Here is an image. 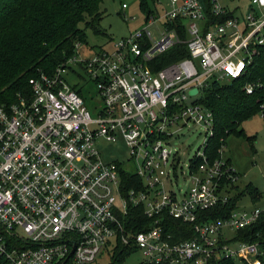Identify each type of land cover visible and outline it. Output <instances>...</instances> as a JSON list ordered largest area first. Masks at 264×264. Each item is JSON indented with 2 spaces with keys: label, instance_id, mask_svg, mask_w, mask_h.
<instances>
[{
  "label": "built area",
  "instance_id": "2783aa9c",
  "mask_svg": "<svg viewBox=\"0 0 264 264\" xmlns=\"http://www.w3.org/2000/svg\"><path fill=\"white\" fill-rule=\"evenodd\" d=\"M152 1L159 8H149L145 23L110 50L74 55L56 72L30 77L29 93L0 106V264H102L97 258L111 261L118 243L133 244L139 264H263L257 243L232 239L264 212L263 193L250 209L204 219L232 197L228 187L237 176L221 149L212 160L204 153L213 113L201 99L212 80L249 71L264 46V0H249L244 12L239 0ZM158 21L155 40L149 27ZM180 43L188 56L158 66L159 56ZM75 60L76 74L82 70L97 88L89 103L67 80ZM259 110L264 118V102ZM188 122L206 137L189 159L185 187L174 188L171 142L176 126ZM118 139L128 159L104 161L101 141ZM130 173L138 178L133 186ZM136 207L151 219L141 231L131 226ZM165 216L188 225L193 237L174 240Z\"/></svg>",
  "mask_w": 264,
  "mask_h": 264
},
{
  "label": "trees",
  "instance_id": "16d2710c",
  "mask_svg": "<svg viewBox=\"0 0 264 264\" xmlns=\"http://www.w3.org/2000/svg\"><path fill=\"white\" fill-rule=\"evenodd\" d=\"M101 1L0 0V106H9L18 94L29 93L30 77L41 72L52 74L58 66L73 58L76 55L75 43L86 41L85 30L91 28L94 33H101L98 27ZM140 1L141 8L145 9L146 1ZM180 36L185 38L183 32ZM186 56L188 50L180 43L160 55L157 65H169ZM248 83L258 84L251 94L244 90V85ZM72 86L81 93L82 85L74 83ZM202 95L201 103L213 113V132L207 137L204 147V153L212 160L219 157L225 138L230 134L244 135L239 125L260 111L259 106L264 102V46L253 58L245 76L228 82L212 80ZM245 138L253 150L254 137ZM127 178L131 181L129 186L138 181L132 173ZM233 191L232 197L221 209L206 210L204 219L229 216L244 193L251 196L253 204L262 196V192L251 183H247L242 190L235 187ZM131 215L134 231L145 229L151 222L140 207L133 208ZM164 225L165 233L172 234L174 240L193 237V230L176 219L165 216ZM232 239L257 243L259 249L264 250V212L254 224L240 228ZM136 250L133 244L124 246L118 243L108 264H122L124 258ZM261 259L264 264V255ZM218 264L235 262L224 259Z\"/></svg>",
  "mask_w": 264,
  "mask_h": 264
},
{
  "label": "rangeland",
  "instance_id": "374dc122",
  "mask_svg": "<svg viewBox=\"0 0 264 264\" xmlns=\"http://www.w3.org/2000/svg\"><path fill=\"white\" fill-rule=\"evenodd\" d=\"M146 1L145 9L140 6V0H102L100 4L101 20L98 27L101 33L96 34L91 28L85 30L86 41L80 44L76 58L89 57L92 54L100 51L101 49L110 50L113 41L120 39L122 36H126L135 31L138 27L143 25L147 19V13L149 8L156 6L159 8L158 3H154L152 0ZM126 3L127 7L123 8L122 4ZM238 5L244 12L249 7V0H239ZM83 26V24H81ZM161 22H156L149 27V31L152 34L153 39L157 40L161 37ZM77 60L70 64L67 80L69 83L82 85L86 83L81 93L87 99L89 103L92 101L91 95H96V85L94 82L87 81L84 72L79 70L81 76L76 74L79 69ZM74 74V75H73ZM84 76V77H83ZM227 82V81H225ZM92 115H95L92 112ZM176 131L173 134L172 144L175 146L176 163L175 168L171 170L170 177L174 188L185 187V178L187 177L186 170L189 165V159L196 153L202 150L203 142L206 137L205 129L200 125L193 122H188L187 125L179 124L176 126ZM240 129H243L244 135L230 134L224 140V146L221 148L220 155L226 159L229 166L232 167L233 172L236 173L237 179L231 184L228 191L233 195L235 187L242 190L247 183H251L256 186L264 195V121L260 114H253L251 118L243 121L239 125ZM246 137H254L253 150L250 144L246 141ZM100 154L104 161L116 160L118 162H124L128 159L129 152L125 143L118 139L116 142L101 141ZM233 185L235 187H233ZM251 196L244 193L238 200L237 207L252 208L250 200ZM115 251H113L114 253ZM102 264H108L110 259L104 255L97 258ZM122 264H139L142 261L141 252L139 250L131 252L127 255ZM183 264H194L183 263Z\"/></svg>",
  "mask_w": 264,
  "mask_h": 264
},
{
  "label": "water",
  "instance_id": "95a60500",
  "mask_svg": "<svg viewBox=\"0 0 264 264\" xmlns=\"http://www.w3.org/2000/svg\"><path fill=\"white\" fill-rule=\"evenodd\" d=\"M189 92L190 93H195L196 92V89L195 88H192Z\"/></svg>",
  "mask_w": 264,
  "mask_h": 264
}]
</instances>
